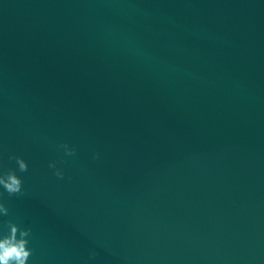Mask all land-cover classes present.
<instances>
[{
  "label": "water",
  "instance_id": "1",
  "mask_svg": "<svg viewBox=\"0 0 264 264\" xmlns=\"http://www.w3.org/2000/svg\"><path fill=\"white\" fill-rule=\"evenodd\" d=\"M9 169L27 264H264V0H0Z\"/></svg>",
  "mask_w": 264,
  "mask_h": 264
},
{
  "label": "clouds",
  "instance_id": "2",
  "mask_svg": "<svg viewBox=\"0 0 264 264\" xmlns=\"http://www.w3.org/2000/svg\"><path fill=\"white\" fill-rule=\"evenodd\" d=\"M64 149L65 154L73 156L76 153L74 147H69L66 143L60 145ZM98 158V156L94 157ZM9 159H14L18 165L20 172H26L28 170L27 162L19 156H10ZM49 167L55 169V175L59 179H64V172L56 167L55 162L49 163ZM22 180L17 176L16 171L9 169L0 175V187L7 192L8 196L24 195L22 187ZM3 196V192H0V197ZM9 209L5 206V203L0 201V214L8 215ZM10 229L7 235L0 238V264H27L29 257L32 254V249L27 247L29 240L27 237L31 234V229H22L18 224L13 223L11 220L7 222ZM91 257H95L96 253L93 251L90 253Z\"/></svg>",
  "mask_w": 264,
  "mask_h": 264
}]
</instances>
